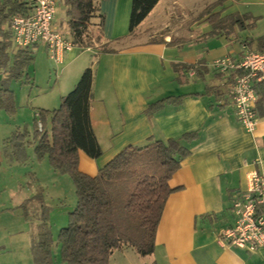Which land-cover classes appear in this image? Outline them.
<instances>
[{"label":"crops","instance_id":"obj_1","mask_svg":"<svg viewBox=\"0 0 264 264\" xmlns=\"http://www.w3.org/2000/svg\"><path fill=\"white\" fill-rule=\"evenodd\" d=\"M131 5L133 0H104L98 4L94 19L101 23L98 16L105 17L102 40L116 53L100 54L96 47L80 46L57 64L44 45L28 48L35 58L43 47L62 76L64 92L74 89L84 70H95L91 120L103 155L92 159L81 152L80 170L96 176L128 146L143 147L198 132L195 141L181 142L190 154L169 182L176 191L164 206L151 263L264 264V246L251 252L220 242L222 232L235 221L233 199L247 188V173L252 166L245 164L260 161L258 169L264 175V102L257 107L256 131L248 133L238 121L231 98L238 72L223 73L214 67L219 60L239 63L245 48L262 51L264 0H226L213 14L220 13V18L249 14L253 25L226 26L218 35H211L214 28L209 15L201 17L206 6L197 7L188 0H161L134 33L147 31L149 35H140V40L130 44L134 36H129ZM9 28V24L3 25L4 31L9 32ZM85 50L93 57H80V51ZM18 51L8 48V69ZM183 66L197 67L201 73L192 76ZM7 68H0V85L9 75ZM169 97L183 98L180 103L152 109ZM5 118L0 110V120H4L0 121L2 143L15 132L11 121L6 126ZM38 233L37 228L33 245ZM1 241L0 264H17Z\"/></svg>","mask_w":264,"mask_h":264},{"label":"trees","instance_id":"obj_2","mask_svg":"<svg viewBox=\"0 0 264 264\" xmlns=\"http://www.w3.org/2000/svg\"><path fill=\"white\" fill-rule=\"evenodd\" d=\"M101 1L104 0L65 1L70 31L67 36L75 47L93 46L89 30ZM160 1L133 0L129 36L134 35ZM225 1L212 3L201 12V17L209 15L208 20L214 28L211 35H218L226 26L230 28L239 25L245 28L253 25L249 23L253 19L249 14L226 18H220V13L213 14ZM27 13L25 0H0V35L4 37L0 42V68L8 67L7 50L13 44L12 37L9 36L11 31H4L3 25L10 26L13 16ZM98 17L101 19L102 29L105 17ZM263 46L264 43L260 44L261 52H264ZM116 52L109 44L99 50L100 54ZM33 61L34 54L31 50L19 49L13 66L7 68L8 73L10 72L11 77L19 78ZM183 67L189 72L193 70L201 73L197 67ZM94 78L93 67L84 70L74 89L61 97L59 108L39 109L36 117L38 121L32 143L35 144L37 159L48 157L54 171L69 175L76 188V206L69 214L68 225L57 236L63 264H111L112 255L125 246L132 247L143 257L152 255L164 206L176 191L170 187L169 182L190 154L181 142L191 143L198 138V132H191L180 139L155 141L143 147L128 146L100 168L96 176L82 172L81 152L92 159L103 155L91 120ZM8 80L9 77L0 85V110L13 116L17 106L13 92L6 87ZM256 89L259 96L258 107L264 102V83L257 84ZM182 98H166L152 109H158L165 103H180ZM29 136L28 132L17 130L6 142L8 146L11 145L10 150L18 159L26 149L29 142L26 139ZM259 214H264V206L259 209ZM51 236L47 223L40 224L39 239L33 246L37 264H52Z\"/></svg>","mask_w":264,"mask_h":264},{"label":"rangeland","instance_id":"obj_3","mask_svg":"<svg viewBox=\"0 0 264 264\" xmlns=\"http://www.w3.org/2000/svg\"><path fill=\"white\" fill-rule=\"evenodd\" d=\"M65 1L59 0L55 25L59 31L68 35L70 31ZM188 1H191V4L193 1L197 7L200 5L207 7L219 0ZM195 12L197 11H194L193 15ZM185 15L188 16L187 13ZM92 22L94 23L89 30L92 47L100 50L105 46L102 40L103 30L98 23L100 21L94 19ZM149 23L150 21L146 24ZM141 32L137 31L134 34L131 41L129 40L130 44L140 40L142 38L140 35L146 37L148 33ZM101 36L102 39L99 40ZM12 47L16 49L13 44ZM38 52L21 77H11L10 72L8 73L6 87L14 94L17 110L13 116L2 110L6 116L5 124L7 126L11 121L15 126V132L17 130L22 133L28 132L30 136L26 139L29 142L25 151L20 153V159L10 150L11 145L8 146L7 140L0 142V239L17 264H37L33 253V240L37 228L39 232L40 224L46 222L53 239L51 262L63 264L57 236L59 231L68 225L69 214L76 206V188L69 175L54 171L48 157L43 160L37 159L35 144L32 142L38 121L36 120L38 110L59 108L61 97L69 92H64L60 83L62 76L57 72V66L53 61L49 60L43 47ZM79 54L80 57L88 59L94 55L86 50L80 51ZM111 263L152 264L150 256L143 257L129 246L116 251Z\"/></svg>","mask_w":264,"mask_h":264},{"label":"built area","instance_id":"obj_4","mask_svg":"<svg viewBox=\"0 0 264 264\" xmlns=\"http://www.w3.org/2000/svg\"><path fill=\"white\" fill-rule=\"evenodd\" d=\"M28 13L15 15L10 22L12 43L17 49L44 45L49 57L61 64L66 53L75 48L68 36L55 26L59 0H25ZM221 72L239 71L232 86L231 98L238 121L248 133H254L259 125L256 86L264 83V52L245 48L242 60L234 63L228 59L215 62ZM195 75V71H190ZM41 128V125H40ZM260 161L255 160L247 173V188L233 199L235 221L221 236L222 245L255 251L264 246V175L260 173Z\"/></svg>","mask_w":264,"mask_h":264}]
</instances>
